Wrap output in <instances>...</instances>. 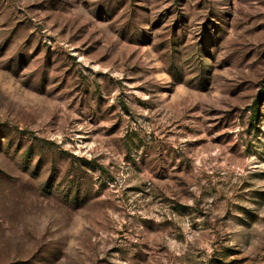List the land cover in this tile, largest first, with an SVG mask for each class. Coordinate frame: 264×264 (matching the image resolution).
<instances>
[{
  "label": "rangeland",
  "instance_id": "374dc122",
  "mask_svg": "<svg viewBox=\"0 0 264 264\" xmlns=\"http://www.w3.org/2000/svg\"><path fill=\"white\" fill-rule=\"evenodd\" d=\"M263 100L264 0H0V264H264Z\"/></svg>",
  "mask_w": 264,
  "mask_h": 264
},
{
  "label": "trees",
  "instance_id": "16d2710c",
  "mask_svg": "<svg viewBox=\"0 0 264 264\" xmlns=\"http://www.w3.org/2000/svg\"><path fill=\"white\" fill-rule=\"evenodd\" d=\"M263 102H264V100H263ZM258 105H259V103H256V104H255V109H254V112H253V114H252V116H251V119H252L254 122H256V120H257V118H258V114H259V108H258Z\"/></svg>",
  "mask_w": 264,
  "mask_h": 264
}]
</instances>
